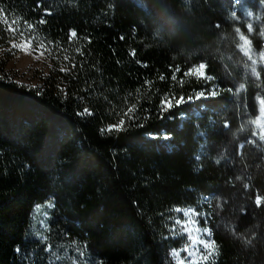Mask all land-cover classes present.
Segmentation results:
<instances>
[{
    "label": "trees",
    "instance_id": "16d2710c",
    "mask_svg": "<svg viewBox=\"0 0 264 264\" xmlns=\"http://www.w3.org/2000/svg\"><path fill=\"white\" fill-rule=\"evenodd\" d=\"M0 7L36 47L43 42L53 64L37 87L0 76V264H50L54 256L55 264H77L70 254L78 249L90 264H188L187 233L172 230L185 220L175 208L200 213L201 228V217H211L215 264H264V207L255 202L264 199V172L255 166L264 150L257 159L246 146L240 151L249 136L239 130L258 111L234 0H0ZM13 43L19 32L14 39L0 23V47ZM199 63L211 81L184 77ZM258 82L264 97L263 70ZM214 85L216 97L161 114L165 94L187 100ZM241 85L248 110L238 103Z\"/></svg>",
    "mask_w": 264,
    "mask_h": 264
},
{
    "label": "rangeland",
    "instance_id": "374dc122",
    "mask_svg": "<svg viewBox=\"0 0 264 264\" xmlns=\"http://www.w3.org/2000/svg\"><path fill=\"white\" fill-rule=\"evenodd\" d=\"M236 4V12L238 13V20L244 28H246V33H243L242 31H239V37L240 35H243L247 37L251 41V47L253 49V52L256 56V59L258 61L257 64V71L260 72V70L264 71V61L260 60V56L264 55V22L262 20V10L264 8V3L261 2V0H238V2H235ZM251 13V15H249ZM252 25V30L249 32L248 25ZM239 43H241L239 39ZM238 43V44H239ZM240 51V49L238 48ZM43 52V55L40 53ZM241 55L246 59L245 62V70L247 74H249V77L251 79V82L249 84L251 89V94H248L250 96H253L255 98V104L257 107V113L258 115L254 119L245 120L243 122L244 127L239 130L240 135L238 136H249V141L255 139V143H248L245 145L242 143L241 145H244L243 148L248 147L250 155L255 157V159L258 158L257 154H261V148L264 150V141H261L259 139V133H260V126L254 125L250 123L253 120H260L261 125H264V115L260 113V105L258 97L261 99H264V97L259 96V82L258 79L251 75L250 72V61L247 60V57L243 55V53L240 51ZM13 55L11 59L4 62V59L7 57V55ZM53 67L52 61L49 59V56L47 53L41 48L36 47L33 43L31 44V47L29 51H24L20 48H13L12 45L5 49L0 47V76H5L10 79H13L19 84L25 85V86H31V87H37L40 86L42 83V79L46 77L50 69ZM246 90L244 88H241L238 91V103L241 105V108H245L248 110V108H251L253 106L251 102L250 103L246 101ZM246 104V105H245ZM249 105V106H248ZM246 118H249L246 116ZM253 133L256 135L254 136ZM241 148L240 151L243 149ZM257 153V154H256ZM257 157V158H256ZM249 159V158H247ZM256 170L258 172H264V160H259L255 164ZM264 178V175H263ZM261 198V204L257 206H263L264 207V199L262 196ZM223 198L218 199L219 205L222 203ZM202 220H205L206 226L210 232H211V240L215 241L214 237V229L213 225L211 223V217L208 215H203L201 217ZM215 254H214V260H216L218 249L215 241ZM73 251V253H72ZM70 256L75 260L74 263L81 264H90L88 257L85 253H83L80 249L78 250H72ZM210 262V261H209ZM203 263V262H201Z\"/></svg>",
    "mask_w": 264,
    "mask_h": 264
},
{
    "label": "snow or ice",
    "instance_id": "6c2138e0",
    "mask_svg": "<svg viewBox=\"0 0 264 264\" xmlns=\"http://www.w3.org/2000/svg\"><path fill=\"white\" fill-rule=\"evenodd\" d=\"M234 2H238V0H234ZM262 3H264V0H261ZM46 14H51L50 12H47L46 10ZM236 13L232 12V16H235ZM249 15H251V13H249ZM0 23H4L7 25V31L11 32L13 35V38L15 39L17 32H19L20 35V43H13L12 47L13 48H20L24 51H29L31 44H32V40L34 37L32 36H25V31L21 30L18 26L17 27H13V25L16 24L15 20H12L11 22L8 21L7 17L4 15V9L2 7H0ZM41 23H43V20L41 21ZM32 25L28 24L27 22H25V28L27 30H31L32 29ZM248 30L249 32H251L252 30V25L249 24L248 26ZM237 32H239V29H237ZM77 33L73 30L70 33V37L74 38L76 37ZM241 43L238 44V48L240 49V51L243 53V55L245 57H247V60L250 61V72L251 75L256 77L257 79H259V72L257 71V64L258 61L256 59V56L253 52V49L251 47V41L243 36L240 35L239 37ZM40 47H44L43 42L40 43L39 45ZM77 51H79V49H77ZM41 55H43V52L40 53ZM64 59L67 61L68 60V56L65 55ZM260 60L264 61V55L260 56ZM72 67H75V64L72 65ZM205 69H206V64L205 63H199L198 65H194L191 68H189L187 71L184 72V77H192L195 76V78L197 80H205V81H211L213 79L212 76L210 75H206L205 74ZM65 69H61V71H64ZM180 69L176 68L174 71V74L172 76V80L175 81L176 80V74L177 72H179ZM161 79H163V77H161ZM183 79H181L180 84L181 86H183ZM241 88H243V85L240 86ZM219 94V88L217 85H214L212 87V89L207 93H205V91H199L193 94H189L187 97V100L185 99V96L183 94H181L178 98L176 97L175 94L169 96L167 94H165L160 101V110H161V114L163 113H167L169 112L171 109L175 108V107H179L182 104L185 103H189L191 101H193V99H197L199 100L200 98H205L207 99L208 97H216ZM259 100V105H260V113L262 115H264V99L261 98H257ZM85 112H87L88 110L85 109ZM136 111V105L133 104L131 107H129L127 109V111L124 113V115L128 116L129 120L133 119L134 116L133 114ZM250 123L260 126V133H259V139L261 141H264V125H261V121L260 120H253ZM124 124V120L121 119L118 121V125L119 126H123ZM227 126V124L225 125ZM112 128H109V131H111ZM118 130V128H117ZM253 135L255 136L256 134L253 133ZM164 139H169L168 135H164L163 137ZM250 143H255V139L249 141ZM241 148L244 147V145L240 146ZM199 157H197L198 159ZM220 161L217 160V163H219ZM256 204L260 205L261 204V198L259 196H257L256 198ZM52 205H49V207H51ZM175 212L179 213V212H183V215L185 217V220L182 222L180 219H176L173 222V231H175L176 226L180 227V230L182 233H187V238L189 241V245H185L183 248V251L187 253V256L185 257L186 260H188V264H201V262H203V264H208L209 261H211V264H215L214 261V254L216 251L215 248V241L211 240V232L207 227L201 228L199 227L198 221L195 218L198 215H201L200 213H196L193 209L191 208H175L174 209ZM43 240H47V236L42 237ZM48 247H51V245H48ZM17 251H19V249H17ZM173 257H178L179 256V252L177 251H173L172 252ZM191 258V259H188ZM56 259H58V257L53 258L52 261H50V264H55ZM81 264H83V262H81ZM178 264H185V260H179Z\"/></svg>",
    "mask_w": 264,
    "mask_h": 264
}]
</instances>
